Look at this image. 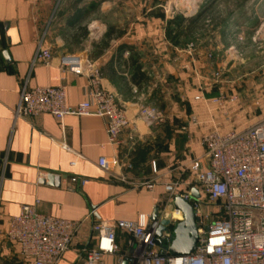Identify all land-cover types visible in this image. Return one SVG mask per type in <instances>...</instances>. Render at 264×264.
Returning <instances> with one entry per match:
<instances>
[{"label":"crops","instance_id":"obj_1","mask_svg":"<svg viewBox=\"0 0 264 264\" xmlns=\"http://www.w3.org/2000/svg\"><path fill=\"white\" fill-rule=\"evenodd\" d=\"M162 1L0 0V264H27L19 259L18 247L4 237L9 218L16 216L21 206H31L38 214L64 220H86L57 263L82 264L79 250L89 240L92 224L136 221L141 215L151 216L154 209L160 220L168 205L162 181L152 190L144 185L152 178V163L158 177L170 169L176 172L179 165L202 157L204 150L199 141L213 124H220L221 131H227L245 117L251 122L264 117V83H258L254 105L258 109L241 99L242 105L227 106V113L235 121L225 123L224 111L210 102L224 90L228 94L242 92L246 99L247 93L243 88L238 91L211 80L216 65L212 51L198 50L192 60L168 43L164 26L172 13L168 12L169 7H162ZM108 10H116L119 18L106 27L95 19L99 38L88 53L57 52L50 44L53 38L60 43L66 41L68 32L82 27L93 13L99 16ZM53 26H58L59 31ZM108 28L114 31L108 40L112 44L102 48L99 45L106 39ZM39 42L51 51L48 65L35 60ZM123 45L132 47L137 55L141 72L148 78L143 85L157 80L159 89L153 96L165 115L164 124L148 128L134 122L132 90L144 86L132 83V70L126 62L130 54L119 50ZM67 56H90L95 60L101 84L120 97L127 118L133 122L132 134L137 141L129 143L130 127L120 137L124 145H110L106 122L98 116H65L62 124L49 114L15 118L24 86H64L69 106L86 100V77L75 75L60 64L61 58ZM192 117L197 125L190 123ZM137 144H145L148 152L134 167L130 162ZM101 158L109 162L111 174L99 168ZM113 158L118 160L117 166L111 165ZM115 175L124 177L126 182L118 181ZM116 244L118 253L105 256L104 264H117V259L121 264H136L133 238L117 232Z\"/></svg>","mask_w":264,"mask_h":264},{"label":"built area","instance_id":"obj_2","mask_svg":"<svg viewBox=\"0 0 264 264\" xmlns=\"http://www.w3.org/2000/svg\"><path fill=\"white\" fill-rule=\"evenodd\" d=\"M185 47L188 54L195 51L191 43ZM35 60L43 65L52 60L51 51L44 49L41 42ZM60 64L73 74L86 77L89 85L86 100L69 106L64 86L30 89L24 86L15 118L49 114L62 124L65 116H98L106 122L110 145H124L120 137L130 127L128 141L130 144L137 141L125 106L116 93L101 84L97 65L75 56L62 57ZM132 92L137 94L135 89ZM238 102V94L222 91L210 103L224 111L225 123H229L226 108ZM165 120V115L153 107L139 106L134 113V122L148 128L162 125ZM190 123L197 125L196 118L192 117ZM199 144L204 150L202 157L179 165L177 173L170 169L159 177L152 163V178L144 183L152 190L162 181L167 204L180 198L191 205L197 228L195 250L189 255L172 256L167 250L171 232H163L158 238L159 220L152 221L150 216L141 215L136 221L92 224L89 240L79 250L82 264H104L105 256L117 254V232L133 238L136 264H264V117L246 127L227 131H221L220 124H213ZM110 163L117 166L118 160L113 158ZM97 164L104 172H111L104 158ZM126 167L130 169L131 165ZM115 177L126 182L122 176ZM191 190H196L199 197L194 198ZM181 219V212L174 209L170 228ZM85 223L86 220L71 221L38 214L34 207L23 205L16 216L9 218L4 237L18 247L22 262L57 264ZM117 264H121L120 259Z\"/></svg>","mask_w":264,"mask_h":264},{"label":"rangeland","instance_id":"obj_3","mask_svg":"<svg viewBox=\"0 0 264 264\" xmlns=\"http://www.w3.org/2000/svg\"><path fill=\"white\" fill-rule=\"evenodd\" d=\"M162 2V7L165 9L169 7L167 10L172 13L169 19L176 15L189 18L201 14L197 29L190 38L186 39L182 47H177V51L192 60L195 59V53L198 50L204 53L212 51L215 54L213 61L216 65L211 80L219 84L225 83L230 88H238V91L243 88L248 98L242 97V92H237L239 105H242L240 104L242 99L248 104L251 102L253 108L257 110L258 106L254 107V105H257L255 98L258 94V83H264V0H163ZM118 18L116 10H108L99 16L93 13L82 27L68 32L66 41L63 40L60 43L53 38L50 44L57 52L66 50L68 53L75 52V54L84 55L88 53V50H92L93 44L99 38V28L93 24L95 19L106 27ZM52 28L59 31L58 26ZM53 34L51 33V36ZM73 39L75 40L69 44ZM190 43L195 46V51L188 54L185 46ZM110 44L112 41H108V46ZM87 56L80 57L81 59L84 57L87 63L96 66L95 60ZM204 56L209 63L207 55ZM214 75L219 77L216 79ZM152 82V85H143L144 87L137 89L132 102L135 103L136 108L139 106L153 107L162 112L154 93L159 89L158 82L157 80H152ZM224 91L227 92V90ZM119 100L121 101L120 97ZM228 117L229 122L235 121L234 116L228 114ZM250 123H252L250 119L245 117L242 122H236L235 127L243 128Z\"/></svg>","mask_w":264,"mask_h":264},{"label":"water","instance_id":"obj_4","mask_svg":"<svg viewBox=\"0 0 264 264\" xmlns=\"http://www.w3.org/2000/svg\"><path fill=\"white\" fill-rule=\"evenodd\" d=\"M48 178L51 180V177ZM191 195L194 198L199 197L196 190H191ZM174 209L181 212L182 219L171 229L170 220ZM157 212L158 210L154 209L150 220L154 221L157 219ZM195 222L196 219L191 205L180 198H175L172 203L167 205L165 212L160 218L156 236L160 238L163 232H171L172 240L168 245V252L176 257L189 255L195 250L197 243V228ZM122 264H126V262Z\"/></svg>","mask_w":264,"mask_h":264},{"label":"trees","instance_id":"obj_5","mask_svg":"<svg viewBox=\"0 0 264 264\" xmlns=\"http://www.w3.org/2000/svg\"><path fill=\"white\" fill-rule=\"evenodd\" d=\"M201 19V14H198L194 17L184 18L180 15L174 16L172 19L166 21L164 26V36L165 39L173 46V47H182L186 39L190 38L193 35L195 29H197L198 21ZM114 31L111 28H108L106 35L104 36L106 39L100 43L99 46L102 48H106L109 40L110 34ZM120 51L127 50L130 54L127 63L130 66V70H132V74L130 79L132 83L136 86H140L146 84L148 82V78L144 73L141 72V66L138 62V57L135 53H133L132 47L121 46L119 48ZM148 147L144 145H136V153L134 156V160L131 165L134 167L143 161L144 157L147 155Z\"/></svg>","mask_w":264,"mask_h":264}]
</instances>
